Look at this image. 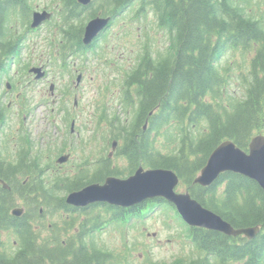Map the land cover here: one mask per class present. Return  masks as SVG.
I'll use <instances>...</instances> for the list:
<instances>
[{
  "label": "trees",
  "instance_id": "trees-1",
  "mask_svg": "<svg viewBox=\"0 0 264 264\" xmlns=\"http://www.w3.org/2000/svg\"><path fill=\"white\" fill-rule=\"evenodd\" d=\"M33 1L0 0L1 80L7 76L13 83L14 76L22 79L27 74L20 64L35 11ZM62 1L65 11L76 8L69 6L73 0ZM99 8L114 15L119 9L132 11L137 22L152 13L156 28L169 42L166 51L155 57L145 47L138 61L123 73V108L114 116L104 111L105 119L100 121L106 123L101 126L109 131V140L123 141L117 156L127 160L128 172L141 166L172 170L181 180L180 187L234 228H261L252 240L188 228L198 257L173 264H264V191L260 186L235 173L223 174L207 188L194 184L222 142L231 140L248 150L252 137L264 134V0H102ZM79 25L82 22L76 30ZM55 27H49L51 35ZM229 55H240L241 63L222 65ZM55 63L63 70L70 66L66 61ZM16 66H20L19 74L12 76ZM13 85L14 90L19 88V83ZM15 105L28 113L24 95ZM9 113L10 106L0 95V146ZM159 140L166 141V150L156 148ZM17 145L15 159L0 152V179L9 186L5 189L0 184V264H109L114 260L112 253L87 239L101 226L124 220L123 210L96 205L81 222L61 195L63 190L77 191L126 172L111 166L107 156L91 162L97 167L91 174L63 183L55 177L51 181L41 173L42 155L33 153L30 139L22 136ZM19 202L27 209L16 217L12 212ZM156 202L175 211L162 199ZM98 206L107 212V219L104 212L94 213ZM68 214L72 215L69 219L64 217ZM56 215L61 223L48 226V236L43 238L41 223L45 226L46 217ZM76 227L80 231L73 233ZM65 230L75 235L64 238ZM3 234L8 235V243L1 240Z\"/></svg>",
  "mask_w": 264,
  "mask_h": 264
},
{
  "label": "rangeland",
  "instance_id": "rangeland-1",
  "mask_svg": "<svg viewBox=\"0 0 264 264\" xmlns=\"http://www.w3.org/2000/svg\"><path fill=\"white\" fill-rule=\"evenodd\" d=\"M57 1L34 0L33 4L36 10L42 11L44 8H52ZM119 23L122 25L121 40L113 39L109 44H104L102 49L99 48L98 54L101 55V59L93 57L90 62L73 64L71 75L62 72L54 63H50V68L46 69V79L37 82L27 75L22 79L14 76L15 73L19 74L20 66L14 68L12 76L16 81L14 80L13 83H19V88L7 101L11 108L0 146L5 158L11 160L18 155V141L22 136H27L32 143L31 146L34 145L33 153L38 152L42 155L43 167L55 164L60 155L68 152L72 154L73 161L64 165V169L59 173L56 171L58 175L46 173V177H50L51 181L53 177L60 178L61 183L67 179L71 181L79 166L84 168L86 162L91 163L111 154L109 158L112 160L111 166L119 172H126L124 176L121 174L118 178L126 179L131 175L123 155L117 156V153L112 152L114 143L117 142L116 149L120 150L123 141L109 140V131L106 126H101L106 123L100 121L103 122L105 119L104 111L114 116L113 114L122 107L120 88L123 73L138 61L140 54L145 52V47L155 57L166 51L169 42L167 35L156 28V20L152 13L146 19L137 22L133 20L131 11L126 13ZM48 38L49 31L46 28L30 36L21 54L20 65L24 69L38 66L37 63L48 50L46 41ZM241 61L240 55L234 58L229 55L222 60V65L231 63L232 67H237ZM78 68L86 69V75L80 81H78ZM6 82L9 80H5L3 91L6 89ZM52 84L55 85L54 94L50 91ZM75 86H78L77 90ZM18 93L24 95L28 113L17 106L14 107ZM73 121H75V132L71 131ZM166 145L165 140H159L156 148L164 151ZM92 164L88 166L91 169L89 174L97 168L95 166L94 169ZM178 188L181 193L186 191L183 187ZM68 193L63 190L61 196L66 197ZM18 204L17 209H27L23 202ZM102 212L107 214L99 206L94 211L96 214ZM104 217L107 219L108 214ZM46 219L45 226L44 222L41 223L43 238L48 236L49 225L53 222L61 223L59 215L53 218L48 216ZM122 222L109 223L107 228L87 239L88 243H95L104 251L112 253L114 260L109 264H147L148 262L173 264L179 259L193 261L198 257L184 225L174 211L161 204L148 214L141 213L138 219H129L126 224ZM74 235L70 231L62 232L64 238ZM1 240L8 243V235L3 234Z\"/></svg>",
  "mask_w": 264,
  "mask_h": 264
},
{
  "label": "water",
  "instance_id": "water-1",
  "mask_svg": "<svg viewBox=\"0 0 264 264\" xmlns=\"http://www.w3.org/2000/svg\"><path fill=\"white\" fill-rule=\"evenodd\" d=\"M93 0H78L84 6ZM47 11L35 12L33 15L32 29L40 27L50 19ZM110 18H95L86 26L84 43L90 44L100 33L108 27ZM36 80L44 78L42 68H33ZM9 87V86H8ZM146 129V126L144 127ZM117 142L113 145V151ZM67 157L60 159L66 162ZM232 172L256 181L264 191V135L252 138L249 153L227 140L221 143L209 156L200 175L195 179V184L203 187L211 186L223 173ZM179 177L172 170L149 169L140 167L128 179L109 177L104 184H91L79 191L72 192L66 198L68 205L77 208H86L98 203H106L121 208H131L148 199L161 198L173 204L182 220L191 227L203 228L219 232L231 237L245 236L253 239L260 231L259 227L235 229L221 216L203 207L189 193H177ZM0 183L3 181L0 180ZM5 185V184H4ZM8 189V186L5 185ZM23 209H15L13 215L20 217Z\"/></svg>",
  "mask_w": 264,
  "mask_h": 264
},
{
  "label": "flooded vegetation",
  "instance_id": "flooded-vegetation-1",
  "mask_svg": "<svg viewBox=\"0 0 264 264\" xmlns=\"http://www.w3.org/2000/svg\"><path fill=\"white\" fill-rule=\"evenodd\" d=\"M66 5L62 0H58L57 3L55 4L54 8H49L48 11L51 13V20L47 23H45L41 28L38 30H35L31 33H29L28 37L41 32L43 29H49L51 24L55 25L56 27L53 30L52 33V38L49 40V38L46 40L48 44V50L47 52H44L42 55L41 59L37 63V67H41L47 71L46 69L50 68V63H53L54 61H59V62H70L72 64H75L77 62H82V63H87L90 62V60L93 58V55L98 56L97 50L99 48H103L104 44H109L110 42L113 41V39H117L118 41L121 40V33L120 29L122 27L120 21L123 20L124 12L122 10H118L117 14H108L105 13L104 10L106 8V5L104 7V10L100 9L99 7L102 5V0H93L89 5L84 6L78 2V0H73L69 6L73 5L76 8L72 11H65L66 8L63 6ZM77 9L78 14L75 13V10ZM43 10H47L44 8ZM63 12L66 13L67 16H63ZM90 14H87L89 13ZM104 12V13H103ZM101 16V17H110L111 18V23L110 27L106 29L105 32L101 33L95 40L89 44L85 45L84 44V38H85V33H86V25L88 22H90L92 19ZM82 22V25H79V30H76V24ZM117 27V31L115 32V28ZM52 47V50H51ZM76 48V50H72ZM101 59V57H98ZM73 68V67H72ZM77 72L79 73L78 81L83 80L85 75H86V69L85 68H78ZM30 77L34 78L33 74L29 75ZM2 83L0 82V86ZM55 88V87H54ZM53 88V90H54ZM1 89V88H0ZM78 89V86H75V90ZM53 90H50L51 92ZM5 101L9 95V93H4L1 94ZM10 106V105H9ZM55 112V111H54ZM19 113H17L18 115ZM51 116V115H50ZM72 128L71 131L73 132L75 129V121L72 123ZM54 126H56L54 124ZM75 132V131H74ZM80 136L79 134H77ZM18 149V145H17ZM1 152V148H0ZM18 152V151H17ZM116 153V152H115ZM4 155V154H3ZM16 157V156H15ZM14 157V159H15ZM62 157H67V160L65 163H60V159ZM73 161V156L70 152L60 155V157L57 159L55 164L53 165H46V167L42 168L41 173L45 174H54L58 175L60 170L64 169V165L68 164L69 162ZM91 163H87L84 168L78 167L77 173L74 174L75 177H79L81 175H88L89 172L91 171L88 166H90ZM36 171L38 169L35 168ZM75 170V168H74ZM56 171L58 173H56ZM39 172V171H38ZM56 173V174H55ZM77 175V176H76ZM108 176H106L103 181L97 182L103 184ZM153 201L145 202L144 207L149 206ZM68 207H70L72 210V215L74 216H80V221L82 222L85 220V217H87V213H89L92 209H94L95 206H88L86 208H77L71 205L66 204ZM95 205V204H94ZM142 205L134 206L129 209H120L123 210L122 212L124 214H127L129 216H132L133 219H136L140 213V208ZM71 214L64 215L66 218H70ZM49 227H52V225H49ZM87 228V227H86ZM88 229L90 230L91 227L88 226ZM100 229H104V225L100 227ZM80 231V227H76L73 232L77 233ZM231 237V236H228ZM234 239H240L244 238V236H238V237H231ZM247 239V238H245ZM247 240H252V239H247Z\"/></svg>",
  "mask_w": 264,
  "mask_h": 264
},
{
  "label": "bare ground",
  "instance_id": "bare-ground-1",
  "mask_svg": "<svg viewBox=\"0 0 264 264\" xmlns=\"http://www.w3.org/2000/svg\"><path fill=\"white\" fill-rule=\"evenodd\" d=\"M247 55V54H246ZM249 65V64H248ZM247 69V68H246ZM249 69V68H248Z\"/></svg>",
  "mask_w": 264,
  "mask_h": 264
}]
</instances>
